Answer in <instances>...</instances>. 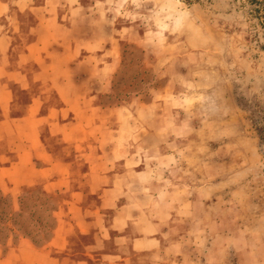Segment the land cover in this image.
<instances>
[{
  "label": "crops",
  "instance_id": "0c3cea01",
  "mask_svg": "<svg viewBox=\"0 0 264 264\" xmlns=\"http://www.w3.org/2000/svg\"><path fill=\"white\" fill-rule=\"evenodd\" d=\"M106 2L0 0V194L50 219L40 239L8 221L0 264H179L192 244L200 195L146 142L172 137L180 98L129 91V0Z\"/></svg>",
  "mask_w": 264,
  "mask_h": 264
},
{
  "label": "rangeland",
  "instance_id": "374dc122",
  "mask_svg": "<svg viewBox=\"0 0 264 264\" xmlns=\"http://www.w3.org/2000/svg\"><path fill=\"white\" fill-rule=\"evenodd\" d=\"M189 1L122 7L129 91L167 87L168 108L180 98L171 108L175 125H164L172 137L146 141L175 151L177 170L168 176L200 195L185 224L192 244L179 264H264V18L250 0ZM45 205L25 199L12 214L0 194V239L8 221L40 239L50 225Z\"/></svg>",
  "mask_w": 264,
  "mask_h": 264
},
{
  "label": "trees",
  "instance_id": "16d2710c",
  "mask_svg": "<svg viewBox=\"0 0 264 264\" xmlns=\"http://www.w3.org/2000/svg\"><path fill=\"white\" fill-rule=\"evenodd\" d=\"M252 4L255 5L254 11L256 17L264 18V0H250ZM187 3H191V1L186 0Z\"/></svg>",
  "mask_w": 264,
  "mask_h": 264
}]
</instances>
